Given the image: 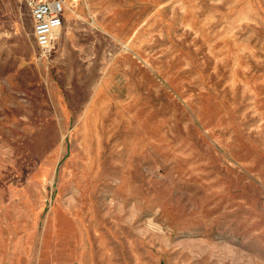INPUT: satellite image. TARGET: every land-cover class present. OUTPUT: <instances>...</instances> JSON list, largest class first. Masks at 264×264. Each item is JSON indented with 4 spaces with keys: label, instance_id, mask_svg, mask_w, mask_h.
I'll return each instance as SVG.
<instances>
[{
    "label": "rangeland",
    "instance_id": "obj_1",
    "mask_svg": "<svg viewBox=\"0 0 264 264\" xmlns=\"http://www.w3.org/2000/svg\"><path fill=\"white\" fill-rule=\"evenodd\" d=\"M0 264H264V0H0Z\"/></svg>",
    "mask_w": 264,
    "mask_h": 264
},
{
    "label": "built area",
    "instance_id": "obj_2",
    "mask_svg": "<svg viewBox=\"0 0 264 264\" xmlns=\"http://www.w3.org/2000/svg\"><path fill=\"white\" fill-rule=\"evenodd\" d=\"M33 21V35L42 60L56 51V37L65 23L71 0H25Z\"/></svg>",
    "mask_w": 264,
    "mask_h": 264
},
{
    "label": "crops",
    "instance_id": "obj_3",
    "mask_svg": "<svg viewBox=\"0 0 264 264\" xmlns=\"http://www.w3.org/2000/svg\"><path fill=\"white\" fill-rule=\"evenodd\" d=\"M31 16V15H30ZM32 19V18H31ZM32 28H33V21H32Z\"/></svg>",
    "mask_w": 264,
    "mask_h": 264
}]
</instances>
